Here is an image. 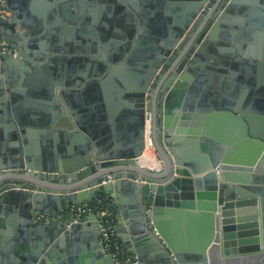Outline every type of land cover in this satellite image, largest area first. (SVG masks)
I'll return each instance as SVG.
<instances>
[{
	"label": "water",
	"instance_id": "obj_1",
	"mask_svg": "<svg viewBox=\"0 0 264 264\" xmlns=\"http://www.w3.org/2000/svg\"><path fill=\"white\" fill-rule=\"evenodd\" d=\"M3 1L0 41L9 42L11 53H4L0 45V95L4 102L7 89L15 102L28 88L35 90V75L44 70L52 73L41 62L49 57L51 63L62 52L39 47L46 21L45 11L39 9L42 0ZM75 1L65 4L66 12L71 4L84 7L81 0ZM120 1L132 8L136 5ZM213 1L134 0L157 15L140 17V29L137 19L130 17V41L117 56L123 59L119 65H105L96 40H91L90 53L101 59L90 58L98 70L91 77L102 78L110 88L117 85L119 94L130 100L127 114L119 115V102L110 89L104 97L92 103L85 100L78 108L80 96L69 86L59 93L61 83L45 85L48 100L62 108L49 112L47 130L40 136L58 127L77 150L64 163L34 160L32 150L18 143L0 156V237L12 233L9 225L19 214L13 207H21L41 238L31 246L12 243L16 258L0 257V264H79L61 253L79 232L91 241L92 264H116L100 240L96 200L112 207L110 220L117 236L139 264H264V128H259L254 115L221 105L209 98L208 91L201 107L183 101L192 76L197 77L192 89L202 91L214 71L227 74L229 68L236 69L230 62L236 54L219 44L218 35L264 32V0H215L217 6L210 9ZM105 2L125 9L119 0ZM148 29L154 38L145 48ZM132 43L134 51L128 56ZM186 51L189 59L180 63ZM1 75L32 78L24 82L27 89L17 88L20 94H15L14 89H5L8 81L4 83ZM81 113L87 122L79 119ZM27 116L14 117L19 122ZM7 118L14 120L10 109ZM122 118L129 121L130 140H120L111 130ZM215 122L233 127L241 145L205 147L206 154L198 156L199 143L206 145ZM95 125L104 138H99ZM12 132L19 141L31 133ZM147 144L155 149L158 164L153 159L146 163ZM83 205H89L90 211L77 221L70 210ZM7 248L2 253L12 252Z\"/></svg>",
	"mask_w": 264,
	"mask_h": 264
},
{
	"label": "crops",
	"instance_id": "obj_2",
	"mask_svg": "<svg viewBox=\"0 0 264 264\" xmlns=\"http://www.w3.org/2000/svg\"><path fill=\"white\" fill-rule=\"evenodd\" d=\"M130 1L136 4L133 8L119 0L126 9L122 10L119 9L120 5H108L105 0H81L83 8L79 4L75 6L71 4L67 12L64 7L67 2L71 3V0L64 3L53 2L52 0L41 1L42 8L39 9L45 11L46 21L43 31L45 36L40 39L39 47L47 52L61 51L62 54H57V56L62 59L56 58L50 63L48 57V60L41 62L42 65H49L52 73L50 74L44 70L43 73L35 75V82L38 83L35 90L31 89L30 91L29 88L24 87V82L30 81L31 75L25 77L21 75H1L4 83L6 80L8 81V84H4L5 89L7 87L14 89L13 91L17 92L15 94H20L19 88H26L27 91L22 93L23 95L15 102H12V96H10L7 89L5 90L6 100L4 102H2V96L0 95V156L5 157L7 153L11 152L15 143L23 147L28 146L32 150L31 155L34 160L46 158L64 163L76 153L75 143L72 142L69 145L66 135L58 127L53 128L54 131L49 132L50 135L45 134L43 138L40 136V131L47 130L44 124L49 112H60L62 108L61 106L52 105L48 100V95L45 94L47 83H61L60 86L57 85L59 93L69 86L67 89L80 96L78 99L80 102H76L78 108L82 103H92L93 100H98L99 96L104 97V93L110 89L117 102H119V115L128 113L127 110L131 108L130 100L119 94L121 91H119L117 85L111 84L110 88L109 85L106 86L102 83V78L94 79L91 77L93 72L98 70L97 65L90 61V58L95 57L99 62H101V59L98 55L91 54L90 48H93L91 40H96L97 50L101 49L104 58L108 62L104 61L105 65L114 66L122 62L123 59L117 58V56L124 51L130 41L128 29L133 24L130 22V17L137 19L136 25L140 29V17L155 18L157 15L147 5L141 4V2L136 3L134 0ZM78 2L80 0H77L76 3ZM216 6L217 1L214 0L211 7ZM241 29L245 30L246 27L244 26ZM151 31L153 30L148 29L144 33L146 45L143 47L145 48H148L150 40L154 38V35L150 33ZM228 32H230V36H227V33L218 35V41L223 47L231 48L236 54V58L231 57L230 59V62L236 65V69L229 68L227 74L214 71L211 77H207L202 91L192 89L197 79L196 76H192L187 83L183 101L189 100L195 106L201 107L203 106V93L208 91L210 93L209 98H215L221 105L232 107L247 115H254L256 117L255 122H259V128H264V32ZM110 34L113 35L112 38ZM235 43H238L237 46L232 45H235ZM85 50H87V53H85ZM81 51L83 52L81 53ZM133 51L134 45L132 43L131 49L126 54L129 56ZM251 62L257 63L258 66L253 67L250 64ZM259 65L262 67H259ZM94 83H100V86L97 84L94 87ZM8 109L12 112L13 122L7 121ZM126 111L127 113H125ZM15 114H25L28 115V118H21V121L18 122L14 117ZM30 116L31 118H29ZM78 116L82 122H87L85 113ZM248 118L253 122V117ZM128 124L129 121L122 118L111 130L116 132L115 134L120 140H130L131 135L129 134ZM95 128L98 130L99 138H104L105 136L102 134L99 125L98 127L95 125ZM14 129H24L25 131H31V133H25L26 138L19 141L16 132H12ZM210 133L211 135L206 137V145L199 143L198 156L206 154L205 147L209 149L212 146L241 145V141L237 139V135H235V131L231 126L215 122L210 128ZM33 138H38L37 142L32 141ZM144 153L145 156L150 153L155 163L158 164V155L149 144H147ZM97 201H94V203H97ZM22 209L21 207H13V210L19 214L13 216L12 226L9 225L12 233L7 238L0 237V257L4 260L9 259L10 256L16 258V246L35 245L41 239L35 233V229L28 224L30 219ZM12 243L16 244L15 248L12 247ZM120 243L122 245L121 240ZM66 245L64 251L61 252L65 258L78 259L79 264L81 262L92 264V258L89 255L91 253V241L83 235V232L76 234ZM7 246L12 251L8 255L2 253L3 247L8 249Z\"/></svg>",
	"mask_w": 264,
	"mask_h": 264
},
{
	"label": "built area",
	"instance_id": "obj_3",
	"mask_svg": "<svg viewBox=\"0 0 264 264\" xmlns=\"http://www.w3.org/2000/svg\"><path fill=\"white\" fill-rule=\"evenodd\" d=\"M1 4H5L3 0H0V5ZM0 45L4 53H11L8 41H0ZM96 204L97 207L95 211L98 216V224L100 227V240L108 254L112 256L116 264H139L137 258L127 253L118 239L115 222L110 220V216L113 213L112 207L108 203V205H106L105 200H98ZM89 211L90 206L83 205L80 207H73L70 213L76 214L78 217L77 221H79Z\"/></svg>",
	"mask_w": 264,
	"mask_h": 264
},
{
	"label": "flooded vegetation",
	"instance_id": "obj_4",
	"mask_svg": "<svg viewBox=\"0 0 264 264\" xmlns=\"http://www.w3.org/2000/svg\"><path fill=\"white\" fill-rule=\"evenodd\" d=\"M212 7H210V9H211ZM190 41H192V40H189V44L191 45L192 43H190ZM189 45V46H190ZM189 46L187 47V48H189ZM189 51V50H188ZM188 51H186L185 53H184V55H183V59H182V57L180 58L181 60H180V63L184 60V59H189V56H188V54H189V52ZM194 54H195V52H194ZM192 57H190V59H191Z\"/></svg>",
	"mask_w": 264,
	"mask_h": 264
},
{
	"label": "bare ground",
	"instance_id": "obj_5",
	"mask_svg": "<svg viewBox=\"0 0 264 264\" xmlns=\"http://www.w3.org/2000/svg\"><path fill=\"white\" fill-rule=\"evenodd\" d=\"M145 159H146V163L149 161V160H152V156L150 153L147 154V156H145Z\"/></svg>",
	"mask_w": 264,
	"mask_h": 264
},
{
	"label": "trees",
	"instance_id": "obj_6",
	"mask_svg": "<svg viewBox=\"0 0 264 264\" xmlns=\"http://www.w3.org/2000/svg\"><path fill=\"white\" fill-rule=\"evenodd\" d=\"M105 203H106V205H108L106 201H105ZM110 209H111V208H110Z\"/></svg>",
	"mask_w": 264,
	"mask_h": 264
}]
</instances>
